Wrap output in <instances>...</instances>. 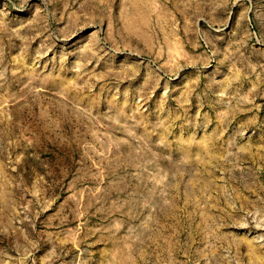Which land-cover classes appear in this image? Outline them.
Wrapping results in <instances>:
<instances>
[{"label":"rangeland","instance_id":"obj_1","mask_svg":"<svg viewBox=\"0 0 264 264\" xmlns=\"http://www.w3.org/2000/svg\"><path fill=\"white\" fill-rule=\"evenodd\" d=\"M264 0H0V264H264Z\"/></svg>","mask_w":264,"mask_h":264},{"label":"crops","instance_id":"obj_2","mask_svg":"<svg viewBox=\"0 0 264 264\" xmlns=\"http://www.w3.org/2000/svg\"><path fill=\"white\" fill-rule=\"evenodd\" d=\"M264 258H262L261 260H263ZM264 263V262H263Z\"/></svg>","mask_w":264,"mask_h":264}]
</instances>
